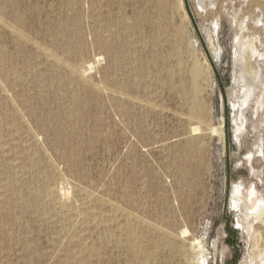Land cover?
<instances>
[{"label": "rangeland", "instance_id": "obj_1", "mask_svg": "<svg viewBox=\"0 0 264 264\" xmlns=\"http://www.w3.org/2000/svg\"><path fill=\"white\" fill-rule=\"evenodd\" d=\"M162 1L166 8L159 15ZM214 1L217 8L203 13L198 0H74L72 4L68 0H30L26 14L35 24L28 25L42 47L68 61L79 39L85 50L83 58L93 61L102 55L95 74L93 70L89 75L91 82L84 85L72 82L46 54L35 57L32 44L16 48L14 35L0 24V44L19 66L27 62L37 79L13 91L1 76L0 84L13 97L21 117L27 118L28 129L40 138L37 144L29 140L26 128H19L20 115L3 103L4 136L16 143L26 141L29 150L19 155L18 169L10 174L12 178L17 173L13 190L6 188L8 180L2 173L10 165L13 151L7 153L6 161H0V201L6 203L0 208V264H184L178 252L162 243L182 239L189 250L194 237L196 243L204 241L209 264L242 262L249 242L239 228L231 196L242 183H254L264 194V156L253 163L261 175L254 174L248 162L249 151L257 155L256 143L264 138V115L257 114L255 106L253 110L243 105L250 121L241 141L237 140L234 118L239 110L234 106L237 100L232 88L238 31L233 17L237 12L239 17L256 21V16L263 18L264 8L263 0ZM61 11L67 21L62 33L55 24ZM142 14L148 21L139 26ZM152 18L157 20V30L149 22ZM259 25L257 45L264 53V27ZM175 27L183 29L181 45L175 44ZM210 29L218 52L209 42ZM108 33L119 48L124 45L116 89L107 88L103 71L110 66V58L98 45ZM157 34L161 40H151ZM180 59L182 64L177 67ZM194 64L203 71L197 96L191 72ZM171 86H184L187 94ZM197 103L203 109L202 118L192 112ZM37 114L51 116L55 127L59 118H65L57 146L36 124ZM195 125L202 130L191 132ZM210 127H216V133ZM61 185L71 193L78 210L55 209L49 201L45 189ZM36 189L41 191L42 211L32 202ZM89 196L116 206L131 218L118 213L115 219L96 226L95 214L108 216L112 211L108 204L98 206L91 200L80 205ZM185 227L190 235L182 237ZM128 234L134 245L150 249V259L132 257ZM89 248H95L94 254H89Z\"/></svg>", "mask_w": 264, "mask_h": 264}, {"label": "bare ground", "instance_id": "obj_2", "mask_svg": "<svg viewBox=\"0 0 264 264\" xmlns=\"http://www.w3.org/2000/svg\"><path fill=\"white\" fill-rule=\"evenodd\" d=\"M73 1L74 0H68L67 3L72 4L71 2H73ZM30 4H31L30 0H0V24L2 25V27L9 30L14 35L16 48L19 49V48H22L23 46H26V45L30 46L32 44L36 50L35 57L40 56V54H46L48 57H50L49 60H51L52 64L61 68L62 71L71 79L72 82L77 83L78 85L89 84L91 82L90 81L91 77L89 75H90L91 71L96 69L97 66L100 65L101 61H103L102 55L101 56L96 55L94 57L93 61H90L88 59L83 58L85 50H84V46L82 44L80 45V42L78 41L79 39L76 42V48H75V52L73 53L74 54L73 58L71 60H68V61L67 60L66 61L61 60L60 57H58L56 54H54L55 52L53 53L48 48L42 47L41 44L39 43L38 37H36V36L33 37V35H31L32 28H33L32 25L30 27L28 25L29 22H32V23L35 22L33 19L29 18L26 14L27 7H31ZM198 4L203 9L202 10L203 13L211 12L212 10H214L215 6L217 8V3L214 0H198ZM261 6L264 8V0L262 2ZM165 8H166V4L162 1L159 4V8H158L159 15H163ZM238 15L239 14H237V12H235L234 17H233L235 20V23H236L237 31H238V33H237L238 34V42H236L237 45H235L237 47V48L235 47L236 48V52H235L236 56L235 57H236L237 70H236V74L234 77L235 84H234L232 89L234 91V99L237 100V103H235L234 106L237 107L239 110V114H236V116L234 118L235 134H236L237 140L241 141V138L243 137L244 133L248 130V122L250 121L247 113L245 112V110L243 108V105H248V107L251 106V108L253 110L256 107V110H255L256 113L260 114V115H264V68L262 67V64L264 65V63H261L263 61V58H264V53L261 52L260 48H258L259 45H257L258 39L256 36V32H259L258 30L260 29L259 28V26H260L259 22H261V26L264 27V14H263V18H261L262 16H260V15L256 16V18H257L256 21H255V18H254V21H251L250 17L244 18V17H239ZM145 20H147V19H145V17L142 14V16H140V18L138 19L139 26H141ZM149 22L154 27V29L157 30L158 24H157L156 18L150 19ZM55 24L58 27L57 28L58 32L62 33L66 30L67 21H66V18L64 17V13L62 11L59 12V15H58V18H57V21ZM78 30H79V28H78ZM48 31H49V29H48ZM166 32L167 31H163V33H166ZM208 32H209L208 38L210 40L209 42H210L211 46H213V49L215 51H217L218 47L214 46V41H215L214 35H215V33L213 34L214 31H212V29H210ZM173 33H174V37H175V44L181 45L183 42V38H182L183 37V29L181 27H175L173 30ZM110 34L108 33V37L106 40L99 41L98 45H99V48L101 50H103V52L105 54H107L108 57L110 58V66L103 71V76H104L105 82L107 83V88L109 87L110 89H116L115 87L118 86L119 80L117 79V77L115 75H116V70L120 66L122 59H123L124 49L122 47L124 45L119 48L117 46V44L113 41V39H111L109 37ZM48 37H47V39H49ZM40 39H41V37H40ZM151 40H153L155 42L160 41L161 40L160 35H158V34L154 35L151 38ZM219 55H221V54H219ZM219 57H221V56H219ZM155 62L158 63L157 60ZM181 64H182V61L180 59L177 61L176 66L177 67L181 66ZM29 67L30 66L28 65L27 62H25L21 66H19L17 59L13 56L8 55L4 45L0 44V76H1L2 80L5 81V83L7 84L8 88L11 91L16 90L17 87H24L25 88V86L27 87V85L33 81L36 82V80H37L36 76H34V77L32 76V71ZM163 67H165L164 64H163ZM191 72H192V79H193V91H194V95L197 96L201 92L200 80L203 77V71H202V68L198 64H194ZM93 73L95 74V70ZM97 76H99V74ZM95 86H97V84ZM93 88H95V87H93ZM171 88L176 89L177 91H179L180 93H182L184 95L187 94V90L184 86H171ZM96 90H98V92H99V91H101V88L97 87ZM230 92H231V90H230ZM120 93H122V92H120ZM116 94H118V93H116ZM240 94H242V96H240ZM127 99H129V98H127ZM3 103H5V106L11 107L12 110H14V114L20 115L19 116V120H20L19 121L20 122L19 128H26V130L28 132L29 140L32 139V141L35 144H37L39 142L40 138L38 135H36V133H37L36 130H35L36 133L34 134V132H33L34 130L31 132L30 129H28L27 122L25 121V119H27V118L23 119V117H21V114L19 113V111L14 107L13 97H11V94H9L8 91L6 89H4L3 86L0 84V108L2 105L4 106ZM253 106H255V107H253ZM8 107H6V108H8ZM18 108H19V106H18ZM114 109L116 110V108H114ZM19 110L22 111V109H19ZM30 112H32L35 115L34 110H31ZM192 112H193V114H195L199 118H202L203 114H204L203 109L199 105V103H197L196 105H193ZM1 118L2 117L0 115V161L1 162L3 160L6 161L7 157H8L7 153L10 152V150L13 151V157L10 161V165L7 166L3 170L2 173L5 177V179L8 180V182L6 183L7 184L6 188L8 190L9 189L13 190V189L17 188V187H15V184L17 183L18 179L14 178V177H16V176H14V174L16 175L17 173L14 172V174L12 175V178H10V176H11L10 174H11L12 170L14 171L15 169H18L17 160H18L19 155L21 153H24V155H25L28 152L29 148L26 147V145L24 143L26 141L21 140L20 142L16 143L14 141L15 140L14 138L9 140V138H6L4 136V126L5 125L3 124V120ZM34 118H35V122L38 125V127L43 132L47 133L51 138L52 144H54V146H57L60 142V138L62 137V133H61L62 129L66 125L65 124V118L61 117L58 119V121H57L58 127H55V124L50 120L51 116L50 117L49 116H45V117L42 116L41 117L39 114H37V116H34ZM262 123H264V119L262 120ZM200 124H201V122H200ZM200 124H198V125H200ZM263 126H264V124H263ZM210 129L214 133H216V127H210ZM201 130L202 129L200 126H196L192 129L191 132L196 133L197 131L199 132ZM260 136H262V135H260ZM41 146L42 145H40V147ZM193 147H194V144L191 145L190 147H188L189 148L188 152H191L193 150ZM256 150H257V155L254 153V150L249 151L248 162L251 163L250 170L256 175L257 174L261 175L260 170L256 169L253 163H254L255 159H257L261 156H264V138H260L257 141ZM48 153H50V152H48ZM46 158H47V155H46ZM1 162H0V164H1ZM31 165H32V163H31ZM57 173H58V171H57ZM63 175H64V173H63ZM62 179L67 180L66 178H63V177H62ZM62 179H60V181ZM61 182H60V184H61ZM54 183H56V182H54ZM67 184H69V183L67 182ZM91 184H92V182H91ZM80 185H77V186H80ZM102 185L104 186V184H102ZM54 186H49L47 189H45V194H46L47 198L49 199V201L52 202L54 208L55 209L59 208L61 210L67 211V212H74V211L78 210L79 207L74 206L73 200H72L73 197L72 198L70 197L71 193L68 190H66L67 188H65V186H63V185H61V187H59V186L54 187ZM69 186L71 187L70 184H69ZM18 189H19L18 195L20 197H22L23 191L21 190V188H18ZM71 190H72V188H71ZM79 192H81V191H79ZM88 192H89V190H88ZM81 193H83V192H81ZM95 194H98V193L95 192ZM92 195H94V194H92ZM99 198H96L94 196L93 197H91V196L85 197L84 199H82L80 205L88 204L89 200H91V201H89L90 203L96 202V204L98 206H102L104 203H106L102 199H99ZM106 200H109V199L106 198ZM32 202L34 203V206L37 208V210H40V211L44 210L45 207H44V203H43V200L41 197L40 189H36V191L33 195ZM106 204L109 205L112 213L109 214L108 216L107 215L104 216L101 214H95L94 218H96V221H95L96 226L102 224V222H105L107 220L109 221V220L115 219L117 217L118 213L122 214L126 218H131V216L127 215L126 213L118 212L119 209L116 206L109 204V203H106ZM231 204L233 206L232 208H234V210L237 211L239 214V218H238L239 228L243 230L244 234H246V236L248 238V242H249L248 253L240 264H264V230H261L262 228H264V194L258 189V187L254 183H251L249 185L242 183L241 185H237V187L234 188V190L232 192V196H231ZM5 205H6V203L0 201V208H4ZM22 206H24V205H22ZM130 211H132V210H130ZM181 235H182V237H186V236L190 235V230L187 227L183 228V230L181 231ZM178 237H181V236H178ZM131 238H132L131 234H128L126 243L128 244L130 254L132 255V257L135 258L137 261L150 259L152 257L150 249L148 247L147 248L137 247L136 245L133 244ZM182 241H183L182 239H178V238L177 239H167L162 244L164 246L170 248L172 251L178 252L182 256V259L184 260V264H209L208 254H206L204 251L205 245H204L203 240H200V242H198V243H196L195 237H194L193 241L191 240L192 243H191L190 249H192V252H189L190 249L187 250L183 246ZM185 242L187 243V241H185ZM89 249H90L89 254H94L95 248L94 249L89 248ZM215 249H216V245H215ZM96 250H97V248H96ZM223 254H225V253H223Z\"/></svg>", "mask_w": 264, "mask_h": 264}, {"label": "built area", "instance_id": "obj_3", "mask_svg": "<svg viewBox=\"0 0 264 264\" xmlns=\"http://www.w3.org/2000/svg\"><path fill=\"white\" fill-rule=\"evenodd\" d=\"M236 223H237V219H236ZM235 229L237 230V227H235Z\"/></svg>", "mask_w": 264, "mask_h": 264}]
</instances>
